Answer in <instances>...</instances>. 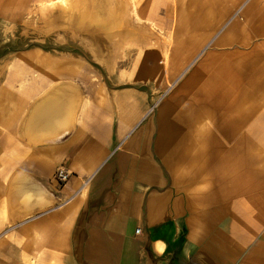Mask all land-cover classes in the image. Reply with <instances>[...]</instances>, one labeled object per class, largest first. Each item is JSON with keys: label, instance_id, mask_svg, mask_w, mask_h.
Returning <instances> with one entry per match:
<instances>
[{"label": "crops", "instance_id": "obj_1", "mask_svg": "<svg viewBox=\"0 0 264 264\" xmlns=\"http://www.w3.org/2000/svg\"><path fill=\"white\" fill-rule=\"evenodd\" d=\"M140 4L152 28L173 30L170 61L193 62L166 132L160 112L145 116L146 92L109 87L85 58L15 55L0 91V231L24 221L12 241L34 264H264V0ZM58 91L77 96L72 127L67 107L25 119ZM18 172L54 203L8 217Z\"/></svg>", "mask_w": 264, "mask_h": 264}, {"label": "rangeland", "instance_id": "obj_2", "mask_svg": "<svg viewBox=\"0 0 264 264\" xmlns=\"http://www.w3.org/2000/svg\"><path fill=\"white\" fill-rule=\"evenodd\" d=\"M87 1L86 6L88 4L89 8L91 1ZM127 1L131 4L129 6L133 22L144 24L149 33L134 34L132 41L123 46L113 47L106 43L108 36L104 37L105 34L100 37V34L91 31L93 34L90 32L91 34L85 35V32L78 33L69 27H57L60 20L57 13L66 8L70 0H66L67 6L65 4L63 6L60 0H0V91L10 90L12 60L19 53L68 57L79 55L85 58L90 67L98 71L100 81H104L109 87L115 89L126 87L146 92L148 103L145 116L154 118L157 112H160L165 119L166 132V119L170 117L169 109L174 90L179 86L193 62L182 64L171 62L169 52L173 30L152 28L151 26L156 24L141 17L140 0ZM42 5L55 6L42 7ZM239 11L240 9L232 15L231 19L236 17ZM55 15L56 17H53ZM82 37L83 39L90 37L88 42L96 46L98 38L102 42L104 39L107 40L100 49L102 65L93 58L91 48L82 43ZM113 57H117L116 60H113ZM173 66L177 68L180 66V69L176 68L174 72ZM23 225H25L24 221L10 222L0 231V264H34V256L23 253L22 247L19 248L18 244L15 246L12 241L13 233Z\"/></svg>", "mask_w": 264, "mask_h": 264}, {"label": "bare ground", "instance_id": "obj_3", "mask_svg": "<svg viewBox=\"0 0 264 264\" xmlns=\"http://www.w3.org/2000/svg\"><path fill=\"white\" fill-rule=\"evenodd\" d=\"M90 1H91L90 2L91 5L89 4L90 6L88 8V4L86 6V3L88 2L87 0H76V2L75 0H70V4L66 8H64L63 10H60L59 12L57 11L58 13L56 11L55 12L58 14L57 16L58 19H60L57 27H62V28L69 27L70 29H72V31H77L78 33L85 32V35L90 33L91 31L92 32L94 31L95 34L97 33L100 34L99 35L100 37L101 35H104V34H105L104 37L106 35L108 36L107 37L108 41L104 39V42H102V40L98 38L96 40L98 44L97 46L95 44L94 45L90 44L91 42H88L90 41L89 40L90 37L84 38V39L82 37L83 39L82 43L85 44L86 47L91 48V53L94 56L93 58H95L97 61L99 62L102 61V58H100V56L102 55L101 54L102 51L100 49H102L101 47H103L102 45L105 43V40L107 41L106 43L110 44L113 47L121 46V45L123 46L129 41H132L131 40L132 35L134 34H138V35L144 34L145 35V33L146 34L147 32L149 33V31H147L148 30L147 27L145 28L143 26L144 24L142 25L141 23L133 22L134 19L132 20L133 16L131 17L132 14L130 10L131 9L130 8L131 4L129 3L130 1L129 2L127 0H90ZM53 17H56V15ZM117 50L118 49H116V51ZM116 58L113 57L112 59L116 60ZM111 62L113 61L111 60ZM100 63H101L100 65H102L103 62H100ZM107 63H110V62H107ZM113 66H114V63H113ZM108 72H109V69H108ZM75 96L62 93L61 91H58V93L56 94L44 95L40 101L37 100L35 102L34 108L31 109L32 111L26 116L25 119H30L32 123L39 122V121L54 120L57 116L56 112L61 107L63 109L67 107L68 108L67 110H69V115L67 118L68 124L66 125L67 126L66 130H68L67 128L72 127V124L75 118V107H76L75 99L77 97ZM78 103H81V102H78ZM78 105L79 104H77V106ZM24 121L26 122V120ZM58 122L59 121H57V124ZM62 122L65 123V121H61V123ZM32 131H34V128L32 129ZM38 131L41 132L42 130H39L38 128ZM64 131L65 129L61 131H57L56 133H54V135H52V137L60 136ZM29 132L31 133V131ZM44 137L46 138V136ZM43 140L44 139L42 138L40 140L37 139L36 141L40 142ZM19 173L20 172H18L17 174ZM34 181L29 175H26L25 173L16 175L15 177L13 176V178L11 177V180L8 181L7 189L5 191V195H6L5 199L7 201L5 212H6V215H8V217L24 218V217L29 216L33 210L40 211L44 209L46 206H49L50 204L54 203L53 198L50 196L51 194H49L46 191L47 189L45 190L43 187L34 188L33 186Z\"/></svg>", "mask_w": 264, "mask_h": 264}, {"label": "built area", "instance_id": "obj_4", "mask_svg": "<svg viewBox=\"0 0 264 264\" xmlns=\"http://www.w3.org/2000/svg\"><path fill=\"white\" fill-rule=\"evenodd\" d=\"M69 177H70V173L64 166L57 167L55 172V179L59 184L66 183ZM136 232L138 233L139 229H137Z\"/></svg>", "mask_w": 264, "mask_h": 264}, {"label": "clouds", "instance_id": "obj_5", "mask_svg": "<svg viewBox=\"0 0 264 264\" xmlns=\"http://www.w3.org/2000/svg\"><path fill=\"white\" fill-rule=\"evenodd\" d=\"M61 3L65 4L67 6L66 0H60ZM54 7L55 5H42V7Z\"/></svg>", "mask_w": 264, "mask_h": 264}]
</instances>
